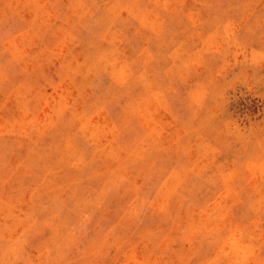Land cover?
Listing matches in <instances>:
<instances>
[{
  "label": "rangeland",
  "instance_id": "obj_1",
  "mask_svg": "<svg viewBox=\"0 0 264 264\" xmlns=\"http://www.w3.org/2000/svg\"><path fill=\"white\" fill-rule=\"evenodd\" d=\"M0 264H264V0H0Z\"/></svg>",
  "mask_w": 264,
  "mask_h": 264
},
{
  "label": "bare ground",
  "instance_id": "obj_2",
  "mask_svg": "<svg viewBox=\"0 0 264 264\" xmlns=\"http://www.w3.org/2000/svg\"><path fill=\"white\" fill-rule=\"evenodd\" d=\"M116 52H118V51H116ZM127 76V75H126ZM127 92V91H126ZM109 185V184H108ZM104 190V189H103ZM92 209V208H91Z\"/></svg>",
  "mask_w": 264,
  "mask_h": 264
}]
</instances>
